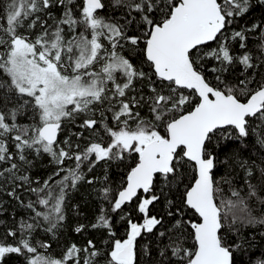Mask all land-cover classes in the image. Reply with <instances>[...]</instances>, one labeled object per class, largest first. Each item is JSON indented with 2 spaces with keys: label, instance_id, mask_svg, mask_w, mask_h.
<instances>
[{
  "label": "snow or ice",
  "instance_id": "obj_1",
  "mask_svg": "<svg viewBox=\"0 0 264 264\" xmlns=\"http://www.w3.org/2000/svg\"><path fill=\"white\" fill-rule=\"evenodd\" d=\"M258 3L264 5V0ZM76 4L77 0H9L6 26H0V72L7 77L0 80V89L5 90L0 103L7 104L9 93L20 101L17 107L0 109V163L8 164L0 169V178L39 183L28 175H16V159L31 164L25 155L27 150L36 156L47 154L57 165L41 186L29 189L36 194L35 201L26 204L34 213L33 222L22 221L17 230L4 234L0 261L8 254L27 253L32 254L26 257L27 264H81L80 254L86 253L83 264H94L102 253L91 239L85 247L71 244L61 258H53L39 253L29 236L41 221L47 224L45 230L52 232L66 219V197L85 181L81 171L85 163L90 172L101 161L107 164L135 155V165L115 192L110 185L100 190L99 196L108 207L101 206L96 222L90 225L115 236L111 214H118L126 223V238L114 239L103 253L107 264H140L137 241L147 234L168 240L159 255L176 257L178 264H233V249L243 244H228L225 229L237 224L264 226V217L254 216L248 204L252 198L264 203V197L258 195L257 186L249 179L244 181L248 189L245 196L224 178L222 182L229 186L225 195L221 181L213 174L216 157L209 153L208 145L217 139L246 140L252 135L264 148V80L253 84V75L232 84L216 75L217 83L213 84L206 79L201 62L217 61L219 67L209 71L221 74L234 63L242 65L245 72L264 64V26L253 24L247 30L226 35L233 18L247 13L252 0H114V6L125 13L122 22L100 14L106 7L102 0H79L78 13ZM54 8H61L62 13L54 26H48L39 14L51 16ZM157 14L161 19L157 20ZM25 21L29 29H35L39 21L43 30L34 38L18 32ZM258 29L259 56L254 58L250 51L240 55L232 52V41H239V47L247 49L246 31ZM212 41L218 47L201 51ZM125 50L128 56L123 54ZM137 52L142 53L151 74L133 63ZM137 81L148 82V95L137 91ZM181 90L195 93L198 102L191 106L192 96ZM106 102L111 124L103 111L99 119L95 118L94 106ZM142 106H147L150 119L141 117ZM25 108L32 109L38 123H16ZM78 114L86 117L79 125L81 129L92 136H100L102 129L107 142L100 137L80 150L70 138L61 141L63 122L75 120ZM74 135L80 139L84 133ZM7 137L14 142L15 153L10 151ZM69 160L75 162L74 167H64ZM192 165L195 176L191 184L179 200L168 199L167 193L179 189ZM260 172L264 175V168ZM246 176H253L251 168L246 169ZM94 181L90 178L85 182ZM22 186L17 184L7 194L19 199L16 188ZM162 198L167 201V216L176 217L172 224L175 234L172 229L160 230L164 228V216L152 214ZM185 209L191 210L196 219L184 220ZM133 210L139 220L133 218ZM184 226L193 230L194 250L181 243ZM88 227L78 224L74 231L83 233ZM18 231L20 237L15 244L5 243ZM39 247L47 249L51 245L41 243ZM144 252H149L147 245ZM258 264H264V260Z\"/></svg>",
  "mask_w": 264,
  "mask_h": 264
},
{
  "label": "trees",
  "instance_id": "obj_2",
  "mask_svg": "<svg viewBox=\"0 0 264 264\" xmlns=\"http://www.w3.org/2000/svg\"><path fill=\"white\" fill-rule=\"evenodd\" d=\"M9 0H0V26H6V8ZM106 7L100 11L101 15L110 18L113 21H123L125 15L124 11L119 6H114V0H102ZM79 0H77L75 11L79 12ZM62 13L61 8H54L51 10V16L44 13H40L42 20L47 21L48 26H54L55 21L59 19ZM135 15V13H133ZM157 20L161 19L157 14ZM28 21H25V27L18 29V32L29 34L33 38L43 29L38 21L35 29H29L26 27ZM253 24H260L264 26V5H260L258 0H252V7L247 13L242 16L233 18V22L228 26L226 35L230 36L233 31L247 30L251 28ZM79 31V29H78ZM131 31V30H130ZM87 34V33H86ZM247 49H241L239 47V41L231 42L232 52L236 55H240L245 51H250L253 57H257L260 54V30L254 32H247ZM106 43V42H105ZM143 47V45H141ZM218 47L217 42L208 44L201 47V51H208ZM125 56L129 53L127 50L123 52ZM133 63L137 68L151 74V69L147 63L144 62L142 53H135L132 57ZM204 75L211 83H217L215 80L216 75H221L222 79L228 83H238L240 79L245 77L255 76L253 84L256 81L264 80V64L254 69H248L245 72L242 65L234 63L229 66L228 71L224 73H213L209 71L212 67H219L217 61L212 59H205L201 62ZM7 77L3 72H0V80H6ZM155 79V77H153ZM253 85H250V87ZM136 88L138 92L144 95L149 94L148 82L137 81ZM185 95H191V106H194L198 102V97L195 93L188 90H181ZM5 90L0 89V100L4 98ZM135 94V93H133ZM10 99L7 104L0 103V109H10L17 107L20 103L19 99L14 93H9ZM27 99V98H25ZM191 106L185 105L186 110H191ZM96 107V119L100 118V113L103 111L104 115L108 117V122L111 124V113L107 112L109 105L107 102L104 105L94 106ZM141 117L150 119L151 114L147 109V106H142L140 109ZM86 117L83 114H78L75 120H66L62 124V132L59 139L70 138L72 144H79L80 150L84 149L91 140H98L103 137L104 141L107 142L108 137L100 131V136H92L89 131L81 129L79 125ZM38 116L32 111L31 108H25L22 112L17 115L16 123L19 125H31L38 123ZM231 131V130H230ZM83 132L84 135L80 139H77L74 133ZM9 149L15 153L14 142L10 137H7ZM208 151L216 157V167L214 169V176L221 181V187L224 189L225 195L229 192V186L224 184L222 181L227 178L232 181V187L241 190V195H245L248 191L244 181L245 179L251 180V183L257 186L258 195L264 197V175H261L260 169L264 168V148H261L255 143V137L250 135L246 140H223L217 139L208 145ZM27 158L31 161V164H24L16 159L19 165V171L16 173L17 176L28 175L30 180L39 181V183H23L20 180L12 182L6 178H0V240L4 239V234L8 230H17L19 224L22 221L33 222L34 213L31 209L26 207L29 201H35L36 194L31 192L30 188H36L43 184L45 180L49 178L57 169V165L52 162L51 158L47 154H41L36 156L34 152L27 150L25 152ZM137 157L135 155L126 157L123 161H112L105 163L101 161L97 164L92 171H88V165L85 163L81 169L84 173L85 181L90 178H95L93 184H88L82 181L75 190L69 191L65 201L64 212L66 219L62 224L54 229L52 232H48L45 229L47 224L41 221V226L36 227L30 234L29 239L31 243L38 248V252L44 255H50L53 258H61L66 249L71 244H76L83 248L87 245L88 240H93L97 248L101 250L102 255L97 257L94 264H107V260L103 256V253L107 252L114 239L126 238V223L119 219V215L116 213L111 214L113 220V231L115 236H110L104 229H92L90 225L96 222V218L100 213L101 206L107 208L108 205L104 202L100 196V190L110 185L113 191L120 186V184L126 179L128 171L135 165ZM243 164V167L241 166ZM7 163H0V169L7 167ZM75 166L74 161H65L64 167L72 168ZM195 166L192 165L190 170L186 173L183 183L179 186V189L173 188L171 192H168V199L179 200L181 194L186 190V186L190 185L195 176ZM251 168L253 171L252 177L246 176V169ZM64 173H61L63 175ZM105 175L108 180L105 181ZM7 177V174H6ZM55 179H59L56 177ZM17 184H23L22 187L16 188V195L19 199L9 196L7 193L12 190ZM167 191V190H166ZM159 194V190H157ZM21 201L23 203H21ZM249 207L252 214L256 217H264V203L258 198H252L248 200ZM135 203L131 206L134 209ZM167 201L162 198L161 201L157 202L153 213L158 216H164V228L160 230L172 229L176 217L167 216ZM134 219L139 220V214L134 210L132 211ZM184 220L196 219L195 214L188 209H185L182 217ZM78 224L89 225L88 229L83 233H76L74 228ZM238 229V231H237ZM184 235L181 238L183 247L194 250L195 241L191 235L192 229L184 226L182 228ZM173 234L176 233L175 229H172ZM226 241L230 245L240 244L241 248L233 249V264H258L260 260H264V226L257 224L253 226H241L235 225L233 228L225 229ZM20 237L19 231L16 237L8 236L5 240L7 244H15ZM41 243L50 244L51 247L44 249L40 248ZM139 248V261L140 264H178V258L166 254L164 257L159 255L161 249L168 245L169 241L163 238H158L155 234H147L143 238H138ZM147 245L149 250L148 254H145L144 247ZM171 249H168L170 252ZM32 254L17 255L8 254L4 257L0 264H27V256ZM87 257L86 253L80 254L81 264Z\"/></svg>",
  "mask_w": 264,
  "mask_h": 264
},
{
  "label": "water",
  "instance_id": "obj_3",
  "mask_svg": "<svg viewBox=\"0 0 264 264\" xmlns=\"http://www.w3.org/2000/svg\"><path fill=\"white\" fill-rule=\"evenodd\" d=\"M215 41H212V42H208L206 45H208V44H212V43H214ZM205 46V45H204ZM188 91H190V90H188ZM198 97V96H197ZM215 169V168H214Z\"/></svg>",
  "mask_w": 264,
  "mask_h": 264
},
{
  "label": "rangeland",
  "instance_id": "obj_4",
  "mask_svg": "<svg viewBox=\"0 0 264 264\" xmlns=\"http://www.w3.org/2000/svg\"><path fill=\"white\" fill-rule=\"evenodd\" d=\"M87 35V34H86ZM71 107V106H70Z\"/></svg>",
  "mask_w": 264,
  "mask_h": 264
}]
</instances>
